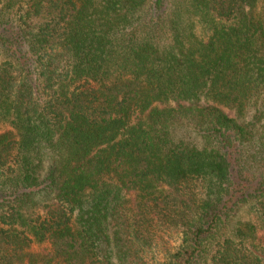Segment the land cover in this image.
I'll return each instance as SVG.
<instances>
[{
    "label": "trees",
    "instance_id": "1",
    "mask_svg": "<svg viewBox=\"0 0 264 264\" xmlns=\"http://www.w3.org/2000/svg\"><path fill=\"white\" fill-rule=\"evenodd\" d=\"M0 264H264V0H0Z\"/></svg>",
    "mask_w": 264,
    "mask_h": 264
},
{
    "label": "rangeland",
    "instance_id": "2",
    "mask_svg": "<svg viewBox=\"0 0 264 264\" xmlns=\"http://www.w3.org/2000/svg\"><path fill=\"white\" fill-rule=\"evenodd\" d=\"M225 111L230 115L233 116V111L229 110V109H225Z\"/></svg>",
    "mask_w": 264,
    "mask_h": 264
}]
</instances>
